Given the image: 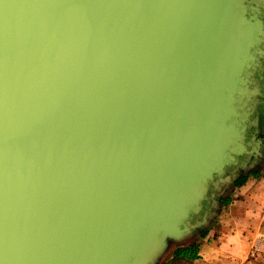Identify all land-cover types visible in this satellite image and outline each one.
Instances as JSON below:
<instances>
[{
  "label": "water",
  "instance_id": "water-1",
  "mask_svg": "<svg viewBox=\"0 0 264 264\" xmlns=\"http://www.w3.org/2000/svg\"><path fill=\"white\" fill-rule=\"evenodd\" d=\"M260 107L264 0H0V264H161L262 165Z\"/></svg>",
  "mask_w": 264,
  "mask_h": 264
},
{
  "label": "crops",
  "instance_id": "crops-1",
  "mask_svg": "<svg viewBox=\"0 0 264 264\" xmlns=\"http://www.w3.org/2000/svg\"><path fill=\"white\" fill-rule=\"evenodd\" d=\"M227 198L202 244L192 241L199 243V258L178 264H264V177L232 188Z\"/></svg>",
  "mask_w": 264,
  "mask_h": 264
},
{
  "label": "trees",
  "instance_id": "trees-1",
  "mask_svg": "<svg viewBox=\"0 0 264 264\" xmlns=\"http://www.w3.org/2000/svg\"><path fill=\"white\" fill-rule=\"evenodd\" d=\"M249 176L253 178H258L260 176V172L251 171L249 175L239 178L235 182V187L243 186L248 181ZM229 203H230V198H225L221 200L220 207L227 206ZM200 233L202 234V238H205L208 234V232L206 233L205 231L200 232ZM174 255L176 258H180V259L196 260L199 258V243H192L189 246L181 247L177 249Z\"/></svg>",
  "mask_w": 264,
  "mask_h": 264
},
{
  "label": "rangeland",
  "instance_id": "rangeland-1",
  "mask_svg": "<svg viewBox=\"0 0 264 264\" xmlns=\"http://www.w3.org/2000/svg\"><path fill=\"white\" fill-rule=\"evenodd\" d=\"M257 171L258 172H260V178L261 177H264V160H263V163H262V165L259 167V168H257ZM258 177V178H259ZM249 179H251V180H254L255 178H253V177H250L249 176V178H248V180ZM232 188H234V186L232 187ZM232 190V189H231ZM231 190L229 191V193L231 192ZM228 193V194H229ZM222 213V212H221ZM218 215H216V217L214 218V220L212 221V224L209 226V228H207V230L205 231L206 233L208 232V234L207 235H209V233L211 232V230H212V226H213V223H215V224H217L218 223V219H217V217H219V214H220V212L218 211V213H217ZM217 220V221H216ZM198 238V241L200 242V244H202V242H203V238H202V234L201 233H198V234H196V236L192 239V241H194V240H196ZM212 239V238H211ZM210 240V239H209ZM177 259H179V258H175V255H174V253H172V254H170V255H167V257L163 260V262H161V264H178L177 262H176V260Z\"/></svg>",
  "mask_w": 264,
  "mask_h": 264
},
{
  "label": "flooded vegetation",
  "instance_id": "flooded-vegetation-1",
  "mask_svg": "<svg viewBox=\"0 0 264 264\" xmlns=\"http://www.w3.org/2000/svg\"><path fill=\"white\" fill-rule=\"evenodd\" d=\"M258 112H259V115H258L257 117L260 119V122H261V125H262V124H263V117H264L262 107L259 108V111H258ZM260 127H261V126H260ZM260 130L262 131V127H261ZM261 136H262V134H261ZM255 171H257V169H256V170H253L252 172H255ZM249 173H250V172H249ZM249 173L246 174L245 176L249 175Z\"/></svg>",
  "mask_w": 264,
  "mask_h": 264
}]
</instances>
